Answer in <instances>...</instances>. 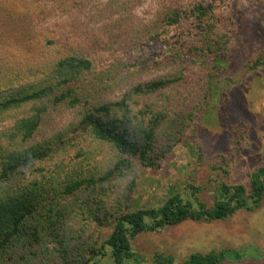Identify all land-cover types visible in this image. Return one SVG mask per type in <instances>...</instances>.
Listing matches in <instances>:
<instances>
[{"label": "trees", "instance_id": "1", "mask_svg": "<svg viewBox=\"0 0 264 264\" xmlns=\"http://www.w3.org/2000/svg\"><path fill=\"white\" fill-rule=\"evenodd\" d=\"M150 4L151 11L139 12ZM206 4L203 0H0V115L26 109L3 135L8 146L12 144L2 150L0 190L15 185L17 191L0 192V264H25L27 256H38L39 249L45 254L59 250L63 260L70 258L73 264H89L96 257L105 258L106 264H141L132 248L137 236L185 221H222L262 200L264 167L250 174L249 191L243 185L219 183L209 208L173 194L156 208L120 209L105 216L109 232L101 243L89 236L77 249L60 234L61 223L71 212L62 200L84 190L100 195L114 180L130 175L136 164L157 167L166 153L158 151V144L163 139L179 141L190 121L188 115L179 116L180 102L160 100L168 99L164 92L173 86L171 78L132 83L115 101L95 102L89 84L94 80L87 76L95 75L101 59L109 82L148 69L147 53L133 51L191 21L193 32L200 36L194 50L210 70L202 108L208 110L217 93L214 73H225L221 65L231 55L232 44L207 37L213 13L211 4ZM58 107L76 110L75 135L114 151V161L104 171L79 180L68 175L61 179L57 172L45 175V163L68 143L61 137L55 143L26 144L49 111ZM29 170L38 175L24 180L22 172ZM93 218L99 221L95 210ZM241 255L242 251L230 250L193 252L176 263L170 255L156 252L148 264L239 263Z\"/></svg>", "mask_w": 264, "mask_h": 264}, {"label": "rangeland", "instance_id": "2", "mask_svg": "<svg viewBox=\"0 0 264 264\" xmlns=\"http://www.w3.org/2000/svg\"><path fill=\"white\" fill-rule=\"evenodd\" d=\"M203 2L211 4L213 13L207 37L232 44L231 55L221 65L225 73H214L217 93L208 110L202 108L207 87L205 76L210 70L204 58L194 50L200 36L193 32L191 21L167 30L147 48L133 51V54L147 53L151 58L146 65L148 69L109 82L106 62L101 59L95 75L87 76L94 80L89 84L95 102L115 101L132 83L162 76L171 78L173 86L164 92L168 99L160 100L171 104L180 102L179 116L188 115L191 122L176 143L161 140L158 151L166 153L157 167L136 164L130 175L122 181L114 180L100 195L84 190L61 201L71 212L62 221L60 234L72 240L75 248L79 249L89 236L101 243L109 232L104 217L120 209L156 208L173 194H180L194 206L198 202L209 208L217 198L219 183L243 185L249 191L250 174L264 167V0ZM153 8L150 4L139 12L146 14ZM48 30L53 28L50 26ZM156 99L158 97L153 98ZM25 111L20 108L0 115V163L2 150L10 149L12 144L8 146L3 135ZM75 120L76 110L68 107L50 110L33 139L26 144H50L61 137L68 143L65 150L60 149L45 163L47 177L57 172L61 179L68 175L67 178L79 180L90 173L104 171L114 161L115 154L110 147L75 135ZM22 174L24 180L38 175L35 170ZM14 186L9 190L3 187L0 192H15L17 187ZM94 210L99 221L93 218ZM80 229L84 230V235L73 239ZM132 248L140 256L141 264H148L156 252L170 255L176 263H181L193 252L222 250L242 251V261L227 264H264V196L257 206L249 204V209H241L222 221H185L141 234L132 240ZM38 251V256H27L24 263L73 264L70 258L64 261L59 250L49 251V254H45V250ZM257 254L261 257L256 258ZM104 259L96 257L89 264H106Z\"/></svg>", "mask_w": 264, "mask_h": 264}]
</instances>
